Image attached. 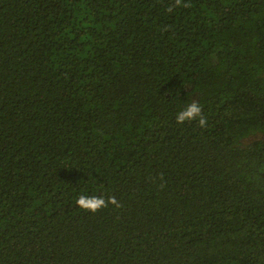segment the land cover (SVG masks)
I'll return each instance as SVG.
<instances>
[{
    "label": "trees",
    "instance_id": "trees-1",
    "mask_svg": "<svg viewBox=\"0 0 264 264\" xmlns=\"http://www.w3.org/2000/svg\"><path fill=\"white\" fill-rule=\"evenodd\" d=\"M184 2L0 0V264H264V0Z\"/></svg>",
    "mask_w": 264,
    "mask_h": 264
},
{
    "label": "clouds",
    "instance_id": "clouds-1",
    "mask_svg": "<svg viewBox=\"0 0 264 264\" xmlns=\"http://www.w3.org/2000/svg\"><path fill=\"white\" fill-rule=\"evenodd\" d=\"M181 6L189 7L190 5L185 3L184 0H175L174 7ZM168 11H173V8L170 7ZM176 122L179 125L190 122H198V125L200 127H204L207 125V118L203 114L199 101L193 98L190 104L186 105L183 110L177 113ZM75 203L80 210L91 214H96L107 208L109 205H112L116 208L121 207L114 196L105 199L101 195L88 196L85 194H81L78 196Z\"/></svg>",
    "mask_w": 264,
    "mask_h": 264
},
{
    "label": "rangeland",
    "instance_id": "rangeland-1",
    "mask_svg": "<svg viewBox=\"0 0 264 264\" xmlns=\"http://www.w3.org/2000/svg\"><path fill=\"white\" fill-rule=\"evenodd\" d=\"M260 136H262V135H260Z\"/></svg>",
    "mask_w": 264,
    "mask_h": 264
}]
</instances>
